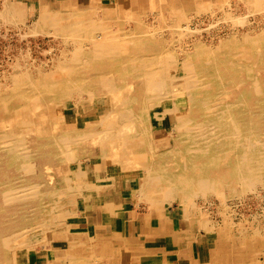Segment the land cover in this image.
Returning a JSON list of instances; mask_svg holds the SVG:
<instances>
[{"label":"bare ground","instance_id":"bare-ground-1","mask_svg":"<svg viewBox=\"0 0 264 264\" xmlns=\"http://www.w3.org/2000/svg\"><path fill=\"white\" fill-rule=\"evenodd\" d=\"M193 2L191 4L192 7H184L185 2L183 1L168 0L163 3H156L155 7L161 10L167 9V11H173L171 15L172 22L177 23L185 17L184 12H188L190 9L195 10L201 8L200 4L202 3L197 5V2ZM260 3L261 1L259 0L253 1L256 7L260 6ZM205 4L206 3H204V5ZM180 7L182 10H178ZM5 8L6 14L12 16L14 19L22 18L24 15V9L21 6L7 5ZM95 10L98 11V9L94 8L88 10V12H90V18L88 20H74L69 24H64L63 22L65 15L70 14L68 7H61V9L55 12L42 14L38 24L34 27L37 31H47L53 28V31L55 30L79 38V41L88 43L91 48L83 49L81 46V48L78 47L75 51L71 52L72 57L68 61L62 64L59 62L61 65L57 72L45 73L40 70L36 77H32L31 74L17 73L16 76L12 77L14 81L13 86L7 87L8 89L6 88L5 91H3L4 89L0 91V122H18L14 127L16 129L15 132L11 135L9 134V136L6 133L3 140L12 136L15 137V133H18L17 129L20 130V128H24L25 130H20L21 133H26L28 135L27 140L15 138L14 142H12L11 145L9 144L10 146H0V262L3 259L8 263L13 261L8 258L9 248L18 245L17 242L21 231L33 222L32 218L27 219L23 217V213L26 210L24 208L27 207L28 202L33 197L32 193L28 190L29 185H24L25 187H23V180L26 183L30 182V188H33L32 182L37 178H35L32 173L36 163L35 161L41 159V162H50L54 158L52 153L48 151L50 146L61 143L57 146L62 150L64 146L61 145H68V142L70 144L74 143L78 138L85 139L94 134L104 137L110 135V140H106L107 143L103 142L104 144L102 143V146H99L100 150H102L101 157L108 158L112 155L111 158L113 163L120 165L122 167L121 169H123L125 168L124 166L128 164L125 162L128 158L125 156L126 154L123 155L122 152L118 153L121 149V145L125 142L130 144L133 143L136 134L145 135L147 132L146 127H142L141 125L138 127V124L140 122L144 123L150 108L155 106L159 100L161 101V99L164 98H175V94L179 91L177 89L186 91L189 98L187 114L178 116L176 126L173 129V133L178 134L177 136L179 137L177 141H175L173 154L177 156V158H180V163L176 166V170L167 169L165 164L172 156V154L168 153L169 150H167V155L161 154V157H159L157 161L144 164V177H142L143 179L141 180V185L137 192L138 198L143 200V198L147 197L151 199L149 202L150 204L158 203L163 206H168L173 200L177 199L176 197L179 196V194L185 192V187L183 190L181 188L183 185L192 186V184L197 183L204 190H207L209 189L207 188V183L210 179L212 184H215L216 180L232 182L244 178L246 184H251L249 181L252 182L251 178L255 176L256 166L254 167V163L256 159L253 152L251 154L248 149L250 146H254L257 143L254 144V141L252 142L250 140L255 139V136H257V122L259 117L261 118L260 112L264 111V107L262 103H260L264 95V82L262 78L260 79L254 72V64L260 66L263 64V61L261 57H254V63L251 61L250 63H239L236 59L239 55L243 54L241 50L244 46L254 51H258V49L264 47V31H261L262 33L260 32V34L255 37L247 34L243 38V41L231 39L228 42H224L216 50L196 43L194 46L196 52L189 54L182 50V53L186 56L180 59L176 54L177 51L175 52L173 49V51H171V49L169 50L168 46H166L167 39L163 40L162 38H156L150 36V34H146L148 31L144 30L142 25H139L137 34H132L134 36H129L120 29L114 30V26H118L122 22L126 23V19L123 20L118 14L104 10V18L98 21V16L96 17L95 14H92L96 12ZM238 24H241V26L243 25L242 22ZM181 28L183 29V27ZM262 58L264 59V56H262ZM180 80L184 82L181 86H178L176 82H180ZM134 81L138 84L136 89L132 92V82ZM228 81L231 86L240 88L231 101L222 102L223 100L218 96L219 92L216 93L208 90L210 83L218 89L219 87L225 86ZM81 93H87L91 99L96 96L107 94H110L113 99H121L119 97L121 94L124 96L122 100H118L114 103L110 114L108 113L106 114L107 116L102 117V127L107 124V128L104 132H99L98 126H91L88 130H67L65 133L67 139L64 137L65 139L61 142L52 143V140L46 138L53 130L56 131V127L53 125H49V127L47 126L46 128L40 127V122L42 118L45 117L44 114V117L42 116V112L40 113L41 108L51 102L55 103L58 108L68 107L70 106L73 95L80 94L81 96ZM80 96L78 97L80 98ZM85 100L86 99L83 101ZM214 102H216L217 106L220 103L221 107L213 108L212 103ZM244 103L247 105H244V107L248 108L245 109V111H236V104L242 105ZM179 111V107L175 105V107L168 112ZM38 116L42 117L38 118ZM210 121L215 122L218 126L215 125V129L211 128L209 126ZM212 125L213 124H211V126ZM144 126L146 125L144 124ZM211 129H220L218 132L221 133V138L223 137L221 144L214 145L217 141L213 142V138H215L217 132L215 134ZM247 133H249V135L252 133V137H247L250 140L242 138L246 137ZM24 141H26V143ZM97 141L98 140L95 142ZM9 142L8 140L6 145H8L7 143ZM144 143L148 153L152 154L154 150L150 140H145ZM75 145L77 144L75 143ZM118 147H120V149H118ZM234 149H236L238 155L236 154L235 156L233 154L235 157L232 158L229 153ZM227 150L229 152H226ZM65 153L63 156H65ZM121 155L123 156L120 157ZM122 161H124L125 164L122 163ZM228 162H231L230 168L220 171L222 177L217 178L211 169L222 167V165L228 164ZM177 163L178 162H176V165ZM122 164L124 166H122ZM129 171L132 172L133 170H126L125 172ZM24 172L27 173L28 176H25ZM78 177H80V175H78ZM236 190L238 191V189ZM61 237H64L69 242L71 249L74 250H76L77 247L87 245L86 243L88 242L86 238L82 236H72L64 229H62ZM69 256L73 259L74 254ZM86 259L83 258L85 263ZM80 260H82V258ZM55 264H62V262L58 261V263ZM74 264H76L75 261Z\"/></svg>","mask_w":264,"mask_h":264},{"label":"rangeland","instance_id":"rangeland-1","mask_svg":"<svg viewBox=\"0 0 264 264\" xmlns=\"http://www.w3.org/2000/svg\"><path fill=\"white\" fill-rule=\"evenodd\" d=\"M165 1L140 0L138 3L135 2L132 8H117L118 10L116 8L99 9L98 11L95 10L96 12H93L92 14H95L96 17L98 16V21H101V18H104V10L118 14V16L122 17L123 20L126 19V23L122 22L120 25L114 26V30L120 29L129 36L137 34L139 31V25H142L144 30L148 31L146 34H150V36H154L156 38H162L163 40L167 39L166 46H168L171 51L174 50L175 52H179H176V54L180 59H183L186 56L182 53V50L184 52H188L189 54L196 52L194 48L196 43L216 50L224 42H228L231 39L243 41V38L247 34L255 37L260 34L261 31H264V0H259L261 1V7L254 6V0H208L206 2L201 0H180L185 2L184 7H192L191 4L193 1L197 2V5L200 3L202 4H200L201 8L199 9H190L188 12H184L185 17L177 23L172 22L171 15L173 11H167V9L161 10L155 7L156 3H163ZM204 3L206 4L204 5ZM61 7H68V11L70 13L65 15L63 20L64 24H69L74 20L80 19L81 21H86L90 18V12H88V9L86 8L75 7L73 4H66ZM61 7L55 6L50 9L56 10ZM178 10H182V8L180 7ZM39 12V7L32 10L27 9L22 18L14 19L6 14L5 9H1L0 7V91H2V89L5 91L7 87L9 88L13 86L14 81L12 77L16 76L17 73L31 74L32 77H36L40 70L45 73L57 72L59 66L68 61L72 57L71 52L75 51L78 47L81 46L83 49L91 48L88 43L79 41V38L72 37L66 33H60L55 30L53 31V28H51L52 30L49 29L47 31H37L34 27L38 24V22L36 24L35 22L39 17ZM240 22L243 23L242 26L241 24H238ZM145 27H148V30ZM181 27H183V29ZM241 51L243 54L239 55L236 59L239 63H250V61L254 63V57H261L264 64V59L262 58V56H264V47H261L258 51H254L244 46ZM263 64L260 65L263 70L260 66L254 64V72L260 77V79L262 78L264 82ZM183 82V80H180V82H176V84L181 86ZM132 83L133 92L138 83L135 81ZM222 87L217 89V87L212 85V83H210L208 87L209 91L216 93L219 92L218 96H220L221 100H223L222 102L233 100L235 93L240 89L239 87L231 86L229 81ZM177 90L179 91L175 94V98H164L161 99V101L159 100L155 106L150 108L147 113V119L144 120V123L138 122V127L140 125L142 127H146L147 132L145 135L136 134L134 136V142L137 143L133 142L130 144L125 142L123 143L124 146L121 145V149L118 147V149L121 150H119L118 153L122 152V154H126L125 156L128 158L125 162L129 165L126 164L124 166L122 164L125 168L121 169L122 167L120 165L113 163L111 158L112 155L108 158L101 157L102 150H100V147L103 142L107 143L106 140H110V135H106V137H104L94 134L85 139L78 138V140L74 143L70 144L68 142V145H61L64 146L62 150L59 146H57L61 143L53 144L48 149V151H50L54 156L50 162H41V159H37L35 161L36 163L33 167L32 173L34 177L37 178L34 179V182H32L33 188H30V182L26 183L23 180V187L29 185L28 190L33 196L28 202L27 207L24 208L26 210L23 214L26 216L23 215V217L27 219L32 218L33 222L30 223L32 226L28 225L27 228H23L21 231L17 242L18 245L15 247L11 246L12 249L10 247L8 250V258L12 259L14 264H26L28 259L34 257L38 251L50 244L53 236L58 232V230L67 228L69 221L79 214L88 188L87 181L90 168L109 167L115 169L116 171L133 170L132 172L122 171V173L131 177L134 176V178L140 180V183L138 182V188L136 187L137 189L140 188L141 180L143 179L142 177H144V164L150 163L151 161H157L158 158L161 157V154L167 155V150H169L168 153L172 154V156L169 155L171 156V159L166 162V168L176 170V166L180 163V158L174 156L173 150L175 149V141H177L179 137L177 136L178 134L173 133V129L176 126L178 116H184V114L186 115L189 107L187 92L181 89ZM81 94V96L80 94L73 95L71 98L72 103L70 102V106L68 107L58 108L55 103L51 102L48 104L49 106L45 105L46 108L44 106L41 108L40 113L42 112V116L44 114L45 117H43L47 119L42 118L41 122L39 121L41 125L40 127L46 128L47 126L49 127V125L56 127V131L53 130V132L47 135L46 139L52 140V143L61 142L65 138L67 139V135L65 134L67 130H88L91 126H98V131L104 132L107 128V124L102 127V117L107 116L106 114L108 113L110 114L114 103L118 100H122L124 96L121 94L119 96L121 99H113L110 94H107L96 96L91 99L87 93ZM78 96H80V98ZM263 98L264 95L260 103H262L264 107ZM84 99L86 100L83 101ZM219 104L217 106L216 102H214L212 103V107H221V104ZM175 105L179 107L180 111L168 112L173 109ZM244 105L247 106L245 103L242 105L236 104V111H245L248 107L246 108ZM260 114L261 118L259 117L256 127L258 131L256 134L257 136H255L256 140L249 139L252 137V133H250V135L247 133L246 137H242L243 139H246L249 136L247 139L252 142L254 141V144L256 142L258 143L254 146H250L248 149L251 154L253 152L256 159L254 163V167L256 166V171L254 173L255 176L251 178L252 182L249 181L251 184H246V181L243 178L232 182H227L226 180H216L215 184H212L210 179L207 183V188H209L207 190H204L197 183L192 184V186L194 185L193 187L191 185H181L182 190L185 187V194H179V196L176 197L177 199L173 200L168 206H163L158 203L150 204L149 202L151 199L147 197L143 198L144 202L139 201L141 199L138 198L140 205H142V208L146 210H149L150 208L162 207L180 209L184 211L187 218L190 220L192 219L191 221H198L202 229L213 233L212 239L215 243L213 246L214 250L212 252L213 256L210 264H264V111L260 112ZM42 116H38V118H41ZM17 124L18 122L16 121L11 123L0 122V146H10L12 142H14L15 138L27 140L28 135L20 132V130L23 131L24 128H20V130L17 129L18 133H15L17 137L12 136L14 138L10 137L6 139L7 141L3 140L6 133L9 136V134L11 135L15 132L16 129L14 127ZM144 124L146 126H144ZM211 124L213 125L211 126ZM215 125L218 126L215 122L210 121L209 126L211 128L215 129ZM218 130L220 129L213 130L215 134L217 132V137L215 136L216 139L213 138V142L217 141L214 145L221 144L223 140V137L221 138V133H219ZM8 140L10 142L6 145ZM96 140L98 141L95 142ZM145 140H150L152 148L155 151H153L152 154L148 153L146 150L147 147L144 146ZM24 142L26 143V141ZM75 143L77 145H75ZM226 152L229 151L227 150ZM64 153L65 156H63ZM229 154L230 157L233 158L236 154L238 155V152L234 149L230 151ZM176 162H178L177 165ZM122 163H124V161H122ZM256 164L258 165V168ZM230 165L231 162H228V164L226 163L222 165V167L211 170L215 173L217 178H219L222 177L220 171H223V169H229ZM24 175L28 176L25 172ZM78 175H80V177H78ZM62 179L65 180L63 181ZM191 187L194 190H192ZM236 189H238V191ZM136 195L138 194L136 193ZM78 253L82 255L81 264H86L83 258L86 259L88 257V252L82 250L77 251L76 254ZM77 257L79 258L78 255ZM51 260L53 261L55 259L51 258ZM67 260H70L69 257ZM13 261L10 263L13 264ZM10 263L6 260L4 261V259L0 262V264ZM49 264H54V262H50ZM67 264H72V262L69 263V261H67Z\"/></svg>","mask_w":264,"mask_h":264},{"label":"crops","instance_id":"crops-1","mask_svg":"<svg viewBox=\"0 0 264 264\" xmlns=\"http://www.w3.org/2000/svg\"><path fill=\"white\" fill-rule=\"evenodd\" d=\"M139 1L0 0V7L6 9L7 5H18L24 9V15L27 9L39 7L37 23L42 14L61 9H50L55 6L73 4L88 10L126 9ZM139 181L109 167L90 168L80 212L64 229L72 236L86 238L87 245L71 249L69 242L61 237L60 230L50 244L26 264H55L58 261L80 264L82 255L76 253L82 250L88 252L86 264H210L215 243L213 233L202 229L198 221H191L180 209L142 208L139 201H144H138L136 195ZM73 254L74 260L69 256ZM68 256L70 260H67Z\"/></svg>","mask_w":264,"mask_h":264}]
</instances>
